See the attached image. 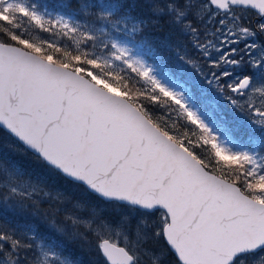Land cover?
Segmentation results:
<instances>
[{
	"label": "snow or ice",
	"instance_id": "obj_1",
	"mask_svg": "<svg viewBox=\"0 0 264 264\" xmlns=\"http://www.w3.org/2000/svg\"><path fill=\"white\" fill-rule=\"evenodd\" d=\"M90 236L103 264H264V0H0V264Z\"/></svg>",
	"mask_w": 264,
	"mask_h": 264
},
{
	"label": "trees",
	"instance_id": "obj_2",
	"mask_svg": "<svg viewBox=\"0 0 264 264\" xmlns=\"http://www.w3.org/2000/svg\"><path fill=\"white\" fill-rule=\"evenodd\" d=\"M149 32L154 33L155 30L150 28ZM42 36H46V34H42L38 31H34L32 33V38L36 42H40L39 39L42 40ZM149 38L153 40H158L160 37L159 35H151ZM223 106H224L225 114L228 116L229 114L228 110L232 109L231 105L229 103H225L223 104ZM228 117L231 118V115H229ZM37 171H39V169H37L35 166L30 167V172H37ZM32 179L33 181H36L37 177L35 175H32ZM43 187L45 191H50V193L53 195L58 190L64 196L69 197L68 202L62 205V207L66 208L68 212L74 213L75 215H87L86 212H83L80 209L73 207V201L75 200H90V197L86 196L84 193L80 192L79 190L75 188L70 187L67 183L63 181H58L55 179L44 182ZM33 199L40 200L41 209L48 208L49 205H48L47 198L41 199L40 194L34 193ZM30 209H31V206H30ZM89 239L92 241L94 240L93 237L91 236L89 237ZM91 246L92 245L81 247L79 245H74L71 250L74 251V253H76L75 255L79 257L81 264H103L102 257H100L98 253L93 251L91 249Z\"/></svg>",
	"mask_w": 264,
	"mask_h": 264
},
{
	"label": "rangeland",
	"instance_id": "obj_3",
	"mask_svg": "<svg viewBox=\"0 0 264 264\" xmlns=\"http://www.w3.org/2000/svg\"><path fill=\"white\" fill-rule=\"evenodd\" d=\"M248 15H249V18H250V19H252V20H255V19H256V16H255L252 12H249ZM44 38H46V36H42V39H44ZM39 41H41V39H39ZM225 103H228V102H227V101H224L223 104H225ZM231 108H232V107H231ZM228 112H229L228 116H229V115H232V113H233V109H229ZM37 194H40V196L43 197V193H42V192H41V193H37ZM45 198H46V197H45ZM82 230H83V229H82ZM93 239H94V238H93ZM91 249H92L93 251H95V250H94V240H93V244H92V246H91ZM75 254H76V253H75ZM76 258H77V260L79 261V264H81V263H80V259H79V257L76 256Z\"/></svg>",
	"mask_w": 264,
	"mask_h": 264
},
{
	"label": "flooded vegetation",
	"instance_id": "obj_4",
	"mask_svg": "<svg viewBox=\"0 0 264 264\" xmlns=\"http://www.w3.org/2000/svg\"><path fill=\"white\" fill-rule=\"evenodd\" d=\"M256 19H257V17H256Z\"/></svg>",
	"mask_w": 264,
	"mask_h": 264
}]
</instances>
